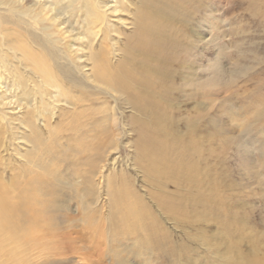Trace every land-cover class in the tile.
<instances>
[{"label": "rangeland", "instance_id": "374dc122", "mask_svg": "<svg viewBox=\"0 0 264 264\" xmlns=\"http://www.w3.org/2000/svg\"><path fill=\"white\" fill-rule=\"evenodd\" d=\"M173 9L168 11L167 32L183 55L169 67L176 73L165 81L170 90L162 91L158 101L163 130L154 140H161L168 162L162 174L140 170L136 150L144 140L131 118L144 117L131 109L125 95L114 99L83 82L76 92L83 91L88 98L76 109L84 113L77 122L84 125L82 135L70 139L62 132V138L50 143L46 130H38L45 143L54 147L52 153L62 155L56 162L57 180L52 181L61 187L59 203L70 201L64 202L68 207L61 213L71 224L69 232L61 228L65 223L57 224L55 238L77 243H73L77 253L67 251L69 242L51 250L53 260L67 258L63 264H264V0H183ZM155 21L160 23L158 18ZM78 76L82 79V72ZM95 136L92 143L98 153L75 152L79 142ZM28 147L29 143L18 150L12 144L7 152L0 148L4 181L16 174L14 169L22 162L19 152ZM91 162H96L97 172L89 168ZM86 174L91 183H84ZM88 186L93 188L92 197L99 198L91 206L100 207L91 217L87 215L92 210L84 209L89 201L80 196ZM111 187L132 191L128 201L143 205L146 221H157L160 251L140 247L137 238L109 243L107 237L98 246L103 256L89 248L84 221L90 218L101 229L107 225L106 193ZM156 196L167 208L157 203ZM41 257L33 261L41 263ZM6 263L13 264L9 258Z\"/></svg>", "mask_w": 264, "mask_h": 264}, {"label": "bare ground", "instance_id": "6f19581e", "mask_svg": "<svg viewBox=\"0 0 264 264\" xmlns=\"http://www.w3.org/2000/svg\"><path fill=\"white\" fill-rule=\"evenodd\" d=\"M180 1L183 0H0V148L7 152L13 144L20 150L29 143L26 152H19L22 162L14 169L16 174L11 180L6 182L0 177V264H8V258L13 264H34L33 259L41 256L43 261L35 264H63L67 260H53L54 252H50L70 240L56 239L55 225L65 223L61 225L64 230L71 226L61 214L67 209L69 199L59 203L63 195L61 187L52 181L57 180L56 162L62 155L52 153L54 147L50 143L62 138L59 136L62 132L70 134V139L82 135L84 125L77 122L84 113L76 109L88 98L82 90L81 94L76 92L83 87V82L114 99L118 95L126 96L131 109L144 117V120L131 118L136 124L135 132L144 140V145L136 150L140 170L147 175L162 174L167 168L165 147L161 140L154 139L163 130L158 101L162 99V91L170 90L165 81L176 73L169 67L183 55L166 25L171 17L168 11ZM80 72L82 79L77 77ZM92 94L93 91L89 93ZM146 121L152 126L147 127ZM43 129L49 145L41 137L42 132H38ZM95 138L79 142L75 152L80 154L91 149L98 153L100 149L92 143ZM92 163L88 164L89 168L95 167L96 171V162L95 166ZM2 169L4 172L5 168ZM87 176L82 179L86 184L91 181ZM119 187L107 190L109 211L105 227L101 229L90 218L84 221V229L89 233L86 235L91 238L87 236L89 248L98 252V246L107 237L109 243L137 238L140 247L160 251L162 233L156 231L157 221L153 218L146 221L148 212L143 210V205L128 201L133 192ZM91 189L88 186L80 192L89 201L84 200L87 203L84 209L92 210L86 214L90 217L100 210L91 206L97 205L99 199L92 197ZM157 203L167 208L159 197ZM73 243L67 251L77 253L76 242Z\"/></svg>", "mask_w": 264, "mask_h": 264}]
</instances>
